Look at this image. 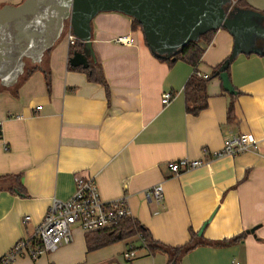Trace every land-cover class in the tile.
Segmentation results:
<instances>
[{
    "label": "crops",
    "instance_id": "0c3cea01",
    "mask_svg": "<svg viewBox=\"0 0 264 264\" xmlns=\"http://www.w3.org/2000/svg\"><path fill=\"white\" fill-rule=\"evenodd\" d=\"M23 1L0 0V7ZM246 1L264 14V0ZM225 7L238 6L230 0ZM133 20L122 11H100L92 22L95 58L87 42L80 51L102 68L109 95L85 71L70 68L67 19L65 33L38 69L23 72L11 86L0 82V94L6 93L0 175H8L0 180V256L30 238L52 200L71 197L82 175L95 178L104 200L127 196L132 216L158 242L181 246L196 233L203 243L176 264H264V40L256 45L260 53H239L231 61L226 71L231 92L222 69L215 72L234 49L226 28L211 43L200 42L205 51L194 67L183 59H161ZM123 34L131 35V45L114 41ZM195 69L210 76L208 104L198 114L187 111L185 98ZM166 92L174 94L168 104L162 102ZM242 133L255 137L257 151L212 159L177 175L169 168L181 158L206 159L226 137ZM157 185L162 200L148 195ZM73 232L72 243L37 260L20 256L13 264H171L167 253H151L139 238L88 250L87 232L79 226ZM243 233L241 240L217 244ZM130 244L136 254L128 260Z\"/></svg>",
    "mask_w": 264,
    "mask_h": 264
},
{
    "label": "water",
    "instance_id": "95a60500",
    "mask_svg": "<svg viewBox=\"0 0 264 264\" xmlns=\"http://www.w3.org/2000/svg\"><path fill=\"white\" fill-rule=\"evenodd\" d=\"M230 0H24L0 7V82L15 84L23 74L26 59L41 61L58 40L69 20L78 40L87 42L92 56V22L100 11L118 10L136 19L156 55L171 57L203 34L226 28L234 38L233 53L222 66L226 88L233 87L226 69L239 53H260L264 40V14L248 8L226 9ZM72 66L87 68L86 54L76 51ZM220 72H218L219 74ZM217 75V74H216ZM203 229L199 234H202ZM106 264H120L109 262ZM175 264V263H171Z\"/></svg>",
    "mask_w": 264,
    "mask_h": 264
},
{
    "label": "built area",
    "instance_id": "2783aa9c",
    "mask_svg": "<svg viewBox=\"0 0 264 264\" xmlns=\"http://www.w3.org/2000/svg\"><path fill=\"white\" fill-rule=\"evenodd\" d=\"M67 38L71 45L78 40L71 30L67 33ZM114 41L122 45L132 44L130 34L118 35ZM198 75L205 79L209 78L208 74L198 72ZM173 97V93L166 92L162 96V102L168 104ZM41 108L42 106L37 107V109ZM257 149L258 141L255 137L252 134L242 133L226 137L223 147L209 154L210 157L206 159L181 158L169 162L168 165L173 174L177 175L182 171L207 164L212 159L227 155L237 156ZM75 181V191L72 196L65 200L54 198L43 219L36 225L33 235L19 240L0 256V264H13L18 257L24 255L37 260L42 254L57 251L61 246L74 241L75 226H79L85 232L113 231L126 218H133L127 196L104 200L100 196L94 177L78 175ZM162 194L160 185L154 186L148 192L149 196H156L158 200H162ZM29 219L28 215L24 217V221ZM139 237L142 240L141 235ZM135 254L134 245L130 244L129 250L124 254L125 258L131 260Z\"/></svg>",
    "mask_w": 264,
    "mask_h": 264
},
{
    "label": "trees",
    "instance_id": "16d2710c",
    "mask_svg": "<svg viewBox=\"0 0 264 264\" xmlns=\"http://www.w3.org/2000/svg\"><path fill=\"white\" fill-rule=\"evenodd\" d=\"M236 6L239 8H248L253 9V7L246 1V0H235ZM264 13V12H263ZM133 27L135 29L141 28L140 23L134 19L133 20ZM65 29L63 30L62 34L65 33ZM217 30H211L205 34H203L197 41L190 42L187 46L183 47L177 53L172 55L171 57L168 56H159L163 60H167L172 62L177 59H183L187 62L191 63L194 67H196L202 59V56L205 51V47L200 45V42H206L207 44L211 43L213 35ZM84 46L81 40H77L70 48V56L72 57L76 51H81L82 47ZM52 47L48 48L45 51V55L51 51ZM229 58V57H228ZM227 58V59H228ZM226 59V60H227ZM28 64L25 67V73L30 75L34 70L38 69L39 62H31V60L26 59ZM225 60V61H226ZM225 61L216 67V70L222 68ZM32 63V64H31ZM229 67V66H228ZM228 67L226 71L228 70ZM72 69H80L85 71L88 74L90 80L103 84L109 95L110 89L105 79L104 73L100 66H95L90 63V66L84 68L83 66H70ZM198 70L195 69L193 74L189 77L186 85H185V98H186V106L187 111L192 114H198L201 110L206 108L208 104V94L206 92L207 81L210 78H203L198 75ZM215 76V74H214ZM228 119L233 121L234 117V104L233 102L230 103L228 109ZM8 175H0V180L5 179ZM18 186H20V181ZM19 188V187H18ZM21 188V186H20ZM142 240L140 239V236ZM245 233L236 235L228 240H224L221 242H217V244L227 245L231 244L234 241L241 240L244 237ZM132 238H139L142 241L144 247L148 248L151 253H156L158 251H162L168 254L170 258V263H175L181 258L184 254L188 253L195 247L199 246L203 243V241L197 236L196 233L192 232V238L184 245L181 246H167L155 240L150 232V230L141 224L136 218H126L122 222H120L113 231L109 230H99L94 232H87V246L88 250H94L97 248H101L117 242L119 240L124 239H132ZM136 249V248H134Z\"/></svg>",
    "mask_w": 264,
    "mask_h": 264
},
{
    "label": "rangeland",
    "instance_id": "374dc122",
    "mask_svg": "<svg viewBox=\"0 0 264 264\" xmlns=\"http://www.w3.org/2000/svg\"><path fill=\"white\" fill-rule=\"evenodd\" d=\"M27 62L28 61L26 60V65L28 64ZM26 65H25V67H26ZM5 103H6V93H5V95L0 94V109L4 106Z\"/></svg>",
    "mask_w": 264,
    "mask_h": 264
}]
</instances>
